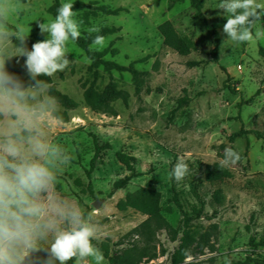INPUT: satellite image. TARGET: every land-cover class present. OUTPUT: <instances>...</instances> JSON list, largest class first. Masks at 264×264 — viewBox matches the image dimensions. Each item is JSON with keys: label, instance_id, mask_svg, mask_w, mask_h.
<instances>
[{"label": "rangeland", "instance_id": "obj_1", "mask_svg": "<svg viewBox=\"0 0 264 264\" xmlns=\"http://www.w3.org/2000/svg\"><path fill=\"white\" fill-rule=\"evenodd\" d=\"M173 1L71 0L86 6L74 16L80 36L91 27L118 30L102 48L91 51H107L104 60L121 67L134 65L138 77L94 68L70 44L68 67L48 77L46 88H36L23 66L26 58L18 39L10 36L0 45V61L24 89L25 99L0 105V146L9 138L19 142L39 134L60 149L53 158L55 179L37 199L75 203L85 214L94 210L97 232L92 243L103 252L104 264H173L183 237L175 195L192 220L176 264H243L247 258L262 264L264 39L237 43L221 28L215 53L207 27L226 21L221 0H199L202 17L189 0L170 8ZM13 3L16 10L8 27L14 33L16 25L23 26L31 50L46 39L37 38L38 23L53 19L49 10L54 0ZM100 7L125 12L107 17L96 11ZM165 24L188 47V56L164 44L159 27ZM17 105L28 117L31 133L14 114L20 110ZM241 130L248 136L231 142ZM106 144L111 150L98 156L89 180L95 145ZM228 146L241 158L221 168ZM23 147L25 157L34 158L26 143ZM119 154L134 158L132 173L120 164ZM181 157L189 171L176 182L169 173ZM217 174L226 175L218 182L207 180ZM152 193L159 195L153 213L118 210L120 204L144 202ZM53 240L49 232L33 248L22 249L21 264H44Z\"/></svg>", "mask_w": 264, "mask_h": 264}, {"label": "clouds", "instance_id": "obj_2", "mask_svg": "<svg viewBox=\"0 0 264 264\" xmlns=\"http://www.w3.org/2000/svg\"><path fill=\"white\" fill-rule=\"evenodd\" d=\"M219 9L227 17L223 33L228 39L237 43L264 39V3L260 0H221ZM15 10L13 0H0V45L15 35L21 57L26 58L23 66L30 80L36 88H46L47 82L38 77H52L64 71L70 62L69 45L75 44L81 35L79 23L74 19L73 3L71 0L62 3L54 19L45 17L46 22L38 23L40 34L46 39L34 43L31 50L26 46L25 28L16 25L13 33L8 27L9 17ZM99 31L97 27L88 29L89 34ZM104 41V36L96 35L90 50H99ZM23 99L24 89L4 70L0 61V105L16 104ZM17 107L20 110L14 114L31 133L28 117L22 107ZM25 143L34 158L25 157ZM59 154L60 149L50 147L39 134H30L26 141L19 142L9 138L0 146V264H21L22 249L33 248L35 241L49 232L54 234V240L44 264H68L73 259L75 264H90L89 258L94 264H104L103 252L92 243L97 232L94 210L85 214L75 203L49 199L45 204L37 199L55 179L53 158ZM240 158V154L228 146L220 167L234 165ZM67 159L65 156L63 162ZM188 171V164L181 157L169 178L180 182Z\"/></svg>", "mask_w": 264, "mask_h": 264}, {"label": "trees", "instance_id": "obj_3", "mask_svg": "<svg viewBox=\"0 0 264 264\" xmlns=\"http://www.w3.org/2000/svg\"><path fill=\"white\" fill-rule=\"evenodd\" d=\"M191 6L197 11V16L202 17L201 11H202V3L199 0H189ZM175 3H184V0H174L170 8L175 4ZM61 6L60 0H54V4L52 8L49 10L50 15L55 18L57 15V10ZM86 6L82 3L76 2L73 3V11L76 13L82 11L85 9ZM96 11H98L101 15L107 16V17H117L120 13L125 12V10L122 9H117L115 11L109 10L106 7H100L97 8ZM226 23V21H222L218 26L215 27H207V30L214 36V42H215V53L218 51V47L220 45V37L218 34V30L223 28V25ZM159 32L161 36L164 39V44L175 51L178 55L181 57H186L189 55V50L188 47L185 45V43L177 36V34L174 32L172 27L169 24L162 25L159 27ZM118 33V30L112 28V29H102L96 34H86L84 36H80L79 39L75 42V45L78 49H80L86 57L89 58V61L92 63V67L94 68H99L103 67L105 72L110 73V72H116L119 74H129L133 77H138L140 74L134 69V65H130L129 67H121L115 63L105 61L104 58L107 55V51L103 53H98V52H92L89 48V46L92 44V41L96 35H102L105 37V39L109 36H113ZM45 36L44 35H39L37 36L38 39H43ZM38 79H42L47 82V86L49 85V78L48 76H41L38 77ZM33 85L34 82L32 81ZM35 87V86H34ZM248 136V133H246L244 130L239 131L237 134L233 135L230 138L231 142L236 141L237 139H241L243 137ZM259 137V136H258ZM111 146L109 144L104 145L103 147H99L98 145H95V155L93 160L90 163V170L87 174L88 179L90 180L91 174L93 173L95 169V164L98 156L105 152V151H110ZM118 161L120 162L121 165L125 167L127 172L132 173L133 172V167L132 163L134 162V158H131L127 155L124 154H119L117 156ZM226 174L219 175L217 174L214 178H211L209 175L207 176V180L209 182H218L221 181ZM125 185V183L123 184ZM151 197L150 199L137 203L135 201L131 202L128 201L124 204H120L118 206V210L121 212L125 211L127 208L134 210L142 215H148L151 214L155 211V209L158 207L159 204V195L158 194H150ZM173 202L177 209L180 211V213L183 216V237L181 240V244L179 247V250L173 255L172 261L173 264H176V259L177 256L179 255V252L181 251V248L186 244V232L187 230L190 229L191 227V219L189 218L188 214L184 212L182 205L180 204L179 200L177 199V196L175 195L173 197ZM252 243V241H251ZM75 261L70 260L68 264H74ZM243 264H258L255 260H252L251 258H247ZM264 264V262L262 263Z\"/></svg>", "mask_w": 264, "mask_h": 264}]
</instances>
